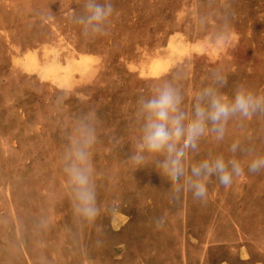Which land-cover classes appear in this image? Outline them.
Returning a JSON list of instances; mask_svg holds the SVG:
<instances>
[{
  "label": "rangeland",
  "instance_id": "374dc122",
  "mask_svg": "<svg viewBox=\"0 0 264 264\" xmlns=\"http://www.w3.org/2000/svg\"><path fill=\"white\" fill-rule=\"evenodd\" d=\"M83 3L0 0V264H264V171L230 187L212 177L205 201L185 191L170 204L169 182L124 162L136 99L177 63H187L189 89L223 65L226 93L237 82L264 91V0H112L109 34L92 41L70 20ZM226 9L232 34L212 45ZM89 109L100 119L93 163L107 209L82 228L62 153ZM245 136L264 154V118L254 117L230 122L222 144L202 141L201 155Z\"/></svg>",
  "mask_w": 264,
  "mask_h": 264
},
{
  "label": "clouds",
  "instance_id": "9594fccd",
  "mask_svg": "<svg viewBox=\"0 0 264 264\" xmlns=\"http://www.w3.org/2000/svg\"><path fill=\"white\" fill-rule=\"evenodd\" d=\"M114 12L112 0H84L82 10L70 20L79 27L82 37L92 41L109 34ZM231 15L227 9L220 14V23L211 35L212 45L228 42L232 34ZM51 19V13L43 17L45 22ZM189 78L187 63H177L138 96L131 114V147L124 162L133 173L151 167L169 182L170 204L180 201L185 191L194 200L205 201L212 177L230 187L246 171H264V154L256 151L250 136L232 139L225 152L209 149L201 155L200 149L201 142L207 139L217 145L224 143L230 122L243 126L254 117L264 118V91L237 82L231 93H226L223 89L228 76L223 65L213 67L191 89L187 86ZM99 124L95 110L76 117L62 153L68 194L82 228L95 226L107 209V205L98 202L93 163ZM165 222L164 216L154 220L158 229ZM40 226L46 228L48 220H41ZM98 230L103 234L102 227Z\"/></svg>",
  "mask_w": 264,
  "mask_h": 264
}]
</instances>
